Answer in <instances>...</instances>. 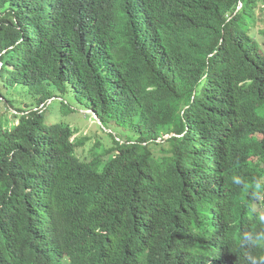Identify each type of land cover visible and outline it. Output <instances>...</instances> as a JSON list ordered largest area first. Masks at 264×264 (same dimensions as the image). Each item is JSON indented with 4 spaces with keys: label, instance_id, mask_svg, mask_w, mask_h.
<instances>
[{
    "label": "trees",
    "instance_id": "16d2710c",
    "mask_svg": "<svg viewBox=\"0 0 264 264\" xmlns=\"http://www.w3.org/2000/svg\"><path fill=\"white\" fill-rule=\"evenodd\" d=\"M0 221V264H264V0H0Z\"/></svg>",
    "mask_w": 264,
    "mask_h": 264
},
{
    "label": "rangeland",
    "instance_id": "374dc122",
    "mask_svg": "<svg viewBox=\"0 0 264 264\" xmlns=\"http://www.w3.org/2000/svg\"><path fill=\"white\" fill-rule=\"evenodd\" d=\"M14 94L16 95V96H15L16 99H14L15 102L22 101L23 98H22L21 96H19V94H18L17 92H14ZM1 111L3 112V111H5V110H1ZM5 113H6V112H4V113H2V114H5ZM88 113H89V112H88ZM83 114H85V111H81V110H80V112H78V114H77V116H78V118H79V123H80V124H81V123H86V125H88V126L92 129V131L97 130V127L94 126L93 123L89 122L88 119L85 118ZM87 123H88V124H87ZM82 125H83V124H82ZM84 131L87 132L86 130H84ZM167 136H170V135H167Z\"/></svg>",
    "mask_w": 264,
    "mask_h": 264
},
{
    "label": "clouds",
    "instance_id": "9594fccd",
    "mask_svg": "<svg viewBox=\"0 0 264 264\" xmlns=\"http://www.w3.org/2000/svg\"><path fill=\"white\" fill-rule=\"evenodd\" d=\"M39 2V0H37ZM2 219V218H1ZM0 224H1V221H0Z\"/></svg>",
    "mask_w": 264,
    "mask_h": 264
}]
</instances>
